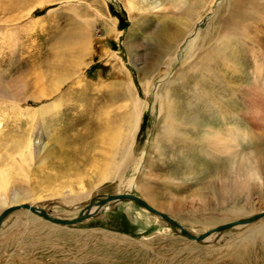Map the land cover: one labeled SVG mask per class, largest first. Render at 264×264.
<instances>
[{
  "label": "rangeland",
  "instance_id": "1",
  "mask_svg": "<svg viewBox=\"0 0 264 264\" xmlns=\"http://www.w3.org/2000/svg\"><path fill=\"white\" fill-rule=\"evenodd\" d=\"M9 1L14 0H0V34L6 28L12 31L15 23L24 31L15 37L20 44L11 46L15 54L9 50L0 54V89L25 90L32 96L43 89L45 94H52L41 100L29 97L14 107L11 101L0 99L1 146L6 140L9 145L13 136L33 124L40 146L26 172L21 174V168L14 165L6 188L0 186L6 202L0 204V213L26 203L54 217L73 219L98 198L115 193L120 178L129 177L135 181L130 194L197 236L264 210V0H208L197 27L201 34L209 35L204 41L202 35L198 38L191 58H187L189 38L185 39L191 28L183 21L189 5L196 7L200 0H187L181 10L164 0L165 8L154 12L150 5L159 0H145L134 11L126 8V0H15L23 4L8 13ZM245 14L249 16L244 18ZM5 32V39L14 38ZM213 33L228 34L227 39L224 37L227 43L224 38L218 42L226 43L220 45L224 55L217 60L219 67L211 58L219 51L214 48L216 40L207 39L214 38ZM178 40L177 59L171 62L168 59L174 50L163 56L160 48L164 41L173 44ZM206 60H211L215 71L211 76L222 71L223 78L214 85L220 83L223 91L214 99L220 97L227 110L213 119L212 108L217 102L211 99L212 107L207 96L215 94L213 88L204 93L206 100L199 113L201 118L207 117L208 126L219 127L224 136L237 140L235 147L225 138L221 141L229 150L211 148L207 142L213 137L205 144L202 136L192 137L186 131L195 122L186 117L193 114L186 105L202 102L188 95L195 92L193 95L199 97L194 80L203 73ZM130 84L140 99L141 110L132 139L135 160L122 166V175L115 173L117 176L102 180L103 171L98 172L96 166L101 163L104 170L106 156L115 151L119 161L122 153L117 150L119 146L106 145L100 139L111 142L114 138L109 135L120 133L115 139L119 138L120 144L126 140L121 136L132 122ZM147 84L151 88L148 93ZM165 88L171 91L170 114L174 115L168 124L167 108L163 110L153 101V92L159 89L163 94ZM27 109L35 114L32 118L31 114L29 118L18 115ZM229 126L233 130L228 132ZM235 127L245 129L248 136ZM1 146L0 154L4 151ZM239 163L258 168L251 177L247 175L244 187L234 184ZM97 205L100 212L71 225L11 211L0 223V264H264L261 234L230 229L206 242L203 237L194 241L178 235L171 223L132 200H121L109 209L101 207L104 203ZM260 220L264 222V217L245 224Z\"/></svg>",
  "mask_w": 264,
  "mask_h": 264
},
{
  "label": "bare ground",
  "instance_id": "2",
  "mask_svg": "<svg viewBox=\"0 0 264 264\" xmlns=\"http://www.w3.org/2000/svg\"><path fill=\"white\" fill-rule=\"evenodd\" d=\"M144 1L145 0H126V4H127V6H126V8L129 10V11H134V10H136V9H138V6L139 5H142V3H144ZM170 1V3H171V6L174 8V9H176V10H181V9H183L184 7H185V5L187 4V0H169ZM152 2V1H151ZM163 2H164V0H159V2H153L154 4H152V5H150V7H151V10H153V12L156 10V9H161V8H165V6L163 5ZM207 2H208V0H200L199 2H198V4H197V6L196 7H194L193 5V3H191V5H189V7L187 8V11H188V13H187V16H185L184 17V26H186V27H189V28H191V30H190V32L188 31L187 32V35H186V37H185V39H188L189 38V43H188V45H189V48H188V50H189V53H188V56H187V58H191L192 57V55L194 54V52H195V45H196V43H197V40H198V38L202 35V38L205 36V37H207V35H209V34H206L204 31H203V33L201 34V30H200V28L199 27H197V25H198V23H200L201 21H202V16H203V14L205 13V11H206V9H205V7H206V4H207ZM214 2V1H213ZM2 3V2H1ZM146 3V2H145ZM23 4V1H9L8 2V4H7V6H8V8H6L7 10H8V13H11V12H14L20 5H22ZM42 4H43V2H42ZM42 4H41V7H42ZM1 5H4V4H1ZM6 6V5H5ZM40 6V5H39ZM205 9V10H204ZM211 9V8H210ZM2 10V9H1ZM1 10H0V12H1ZM139 10V9H138ZM4 11H5V9H4ZM1 13H3V12H1ZM30 14H32V12H30ZM249 14V13H248ZM248 14H245L244 15V18L245 17H247V16H249ZM2 15V14H1ZM12 15V14H11ZM242 15V14H241ZM6 16V15H5ZM10 15H8L7 17H9ZM251 17V16H250ZM11 17H9V19H10ZM15 18V17H14ZM3 19H5V17L3 18ZM17 18H15V20H16ZM20 19H22V18H20ZM182 19V16L180 17V20ZM6 20V19H5ZM4 20V21H5ZM115 20V19H114ZM7 21V20H6ZM215 21V20H214ZM3 22V21H2ZM14 22H12L11 24H13ZM20 23V22H19ZM111 25L113 26L114 24H115V22L113 21V20H111ZM5 24V23H4ZM10 24V23H9ZM2 25V24H1ZM6 25V24H5ZM8 26V25H7ZM16 26H20V24H18V23H15V24H13L12 25V31H11V29L10 28H6V30H7V34L8 35H10L9 37H14L13 39H5L7 36L5 35L6 34V30H4V32H5V34H4V32H2V34H0V54H1V52H3V53H5V51L6 50H9L8 51V53H12L13 52V47H12V49H11V46L12 45H17L18 43L20 44V42H19V39L18 38H15L16 37V35H18L19 36V34H20V31L22 30V31H24V29H22V28H16ZM9 27V26H8ZM15 28V29H14ZM183 29V28H182ZM115 30V29H114ZM216 30V29H215ZM222 30H225L224 28L222 29ZM112 31V30H111ZM218 31V30H217ZM226 31V30H225ZM1 33V32H0ZM218 33H220V31H218ZM228 33V32H227ZM224 34L223 36H219V34L218 35H214V33H213V35L212 36H214V38H210V37H208L207 39L208 40H212V39H214V40H216V43L217 44H215L214 46V48H219V51H217V53H216V55H213V57H211L212 59H216V60H214L212 63H214L216 66H218L219 64H220V62H217V60H219V61H221V58H222V56H221V54L222 55H224V52L222 51V50H220V45L223 47V45H226V43H227V41L225 40V38L227 39V35L228 34ZM243 34V33H242ZM227 36V37H226ZM225 37V38H224ZM224 38V39H223ZM249 38V37H248ZM247 38V39H248ZM225 40V44H224V42L223 43H218L219 41H221V40ZM250 39V38H249ZM248 39V40H249ZM234 40V39H233ZM251 40V39H250ZM257 40V39H256ZM255 40V41H256ZM186 41V40H185ZM203 41H204V38H203ZM165 43H164V45H162V47L160 48L161 49V51H162V53H164L163 54V56L164 55H167V53H168V51L170 50V49H172V50H174L173 51V55H172V58H170V59H168V60H171V62H175V61H173V60H176L177 59V56H176V49H178L179 48V44H180V40H178V41H176L175 43H173V44H170V43H168L167 41H164ZM188 42V41H187ZM215 42V41H214ZM261 42V41H260ZM198 44V43H197ZM187 45V44H186ZM203 46V45H202ZM230 46V45H229ZM4 47V48H3ZM225 47V46H224ZM68 50V49H67ZM187 50V51H188ZM215 50V49H214ZM235 51H233V53H234ZM14 54H15V52H13ZM12 53V54H13ZM57 53V52H56ZM187 53V52H186ZM60 54H62L61 52L57 55V56H59ZM170 55H171V53H169ZM11 55V54H10ZM208 55V54H207ZM207 55H206V57H205V59L207 58ZM212 55V52H211V54L209 55V56H211ZM186 58V57H185ZM224 58V57H223ZM55 59H56V57H55ZM204 59V58H203ZM253 59V58H252ZM179 60V59H178ZM187 60V59H186ZM207 61V60H206ZM209 61V60H208ZM204 62V64H203V66H202V70H203V73H200L199 74V77H198V79H196V80H194V83H195V90H198V92H199V97H196V96H194L193 94H195L196 95V93L195 92H192L193 94H189L188 96L192 99V100H194V99H200L202 102H200V103H190L189 105H186L187 107L188 106H190L189 108L191 109V110H193V114L191 115L189 112V116H186V117H192V119H193V121H195V122H193V124L189 127V128H187L186 129V131H188V134H191L190 136H192V137H200V136H202V138H203V141H204V143L206 144V141H207V139H209L210 137H213L214 139H212L213 141H209V142H207V145L209 146V147H211V148H214V149H216V150H229V147L226 145V144H224V143H222L221 144V141L222 140H224V138H225V140H227L228 142H231V146H236L237 145V140H235V138L233 139V138H230L228 135L227 136H224V132L225 131H222V129L221 128H219V127H217L216 129H214L213 127H210V126H208L207 125V122H208V119H207V117H202L201 118V116H200V113H199V111H200V109H201V107H202V105L203 104H201V103H204V100H206L204 97H206V96H204V93H206L207 91H209V92H211L210 90L212 89L213 90V88L215 89L214 91H215V94L213 95V96H211V95H207V96H209L210 97V100L212 99V100H215L216 98H217V94H220L221 95V93H222V91L223 90H221V87L219 86V84L217 83V85H214V81H216L217 79H219L218 81H221L220 79L221 78H223V75H222V71H219L217 74H213V76H211L212 75V72L214 71V69H212L210 66V62H211V60H210V62ZM256 61V60H255ZM170 63V62H169ZM196 63V62H195ZM198 63V62H197ZM196 63V64H197ZM183 64V63H182ZM221 64H222V62H221ZM234 64V63H233ZM249 64V63H248ZM235 65H238V63L236 62V64ZM198 67V66H197ZM219 67V66H218ZM232 67H236V66H232ZM249 67V66H248ZM222 68V67H221ZM199 69V68H198ZM197 69V70H198ZM227 69V68H226ZM254 69H255V67H254ZM168 71H169V69H168ZM229 71V70H228ZM236 71V70H235ZM215 72V71H214ZM213 72V73H214ZM167 73V72H166ZM166 73L163 75L164 77L166 76ZM232 74H234V71H232L231 72ZM230 73V74H231ZM238 74H237V76H240L239 75V71L237 72ZM168 75H169V73H168ZM235 75V74H234ZM233 75V76H234ZM1 76H3V75H1ZM264 76V75H263ZM5 77V76H4ZM163 77V78H164ZM204 77H206V79H204ZM262 77V76H261ZM147 78V77H146ZM208 79L209 80H213V82L211 83V82H209L208 81ZM231 79V78H230ZM233 80V79H232ZM9 81V80H8ZM7 81V82H8ZM11 81V80H10ZM130 81V80H129ZM264 81V80H263ZM131 82V81H130ZM217 82V81H216ZM147 83V82H146ZM188 84V83H187ZM16 85H10V88H12L13 89V87H15ZM25 85H23V87H24ZM56 86H58V85H56ZM129 86V85H128ZM19 87V86H18ZM130 89H132V86H131V84H130ZM166 87H168V86H166ZM193 87H194V84H193ZM192 87V88H193ZM156 88V87H155ZM233 88V87H232ZM14 89H16V88H14ZM13 89V90H14ZM149 89H151L150 87H148V84H147V93L149 92ZM160 89V88H159ZM159 89H158V92H159ZM210 89V90H209ZM18 90H20V89H18ZM247 90V89H246ZM193 91H194V89H193ZM157 91L154 93L153 92V94H154V103L155 102H158L159 103V106L160 107H162V109L164 108V106L167 108L166 109V112H167V120H165L166 122H167V124L168 123H171L173 120H174V118H173V114H170V113H172V107H171V104H169V101L171 100L170 98H169V96H170V90L168 89V88H165L164 89V91H163V94H162V92L161 93H158ZM208 92V93H209ZM18 92L16 91V92H13V91H11V90H9V89H4V90H1L0 89V99L2 100V99H5V100H9V101H11V107H14V106H20V105H23L24 103H26L27 101H28V98L29 97H32L34 100H41L43 97H45V96H50L51 94H49V93H44V90L43 89H41L40 90V92L37 94V95H35V96H32V95H27L26 94V92H25V90H22V91H20L18 94H17ZM211 94V93H210ZM204 96V97H203ZM214 97H216L215 99H214ZM212 100L211 101H209L211 104H212V107H214V105H213V103H212ZM219 100H221V98L219 97L218 99H217V105H215L216 107H214V108H212L213 109V112L211 113V115L213 116V119H214V117L216 116V118L218 119V118H220V115L223 113V112H225L224 110H227V109H225L226 108V106L224 105H222L221 103H220V101ZM195 101V100H194ZM199 101V100H198ZM215 101H214V104H215ZM0 102H2V101H0ZM42 102V101H41ZM192 102V101H191ZM197 102V101H196ZM52 103V102H51ZM131 104L133 105L132 106V108H133V111H132V113H131V116H130V118L132 117V122H131V124L130 125H128L129 127H127V128H129V130L127 131V133L126 134H122V136L121 137H125V139L127 140V142H126V140L125 141H123L122 140V142H121V144H120V140H119V138L118 139H115V136H116V138L119 136L118 134H120V133H118V134H115V136L114 135H109L112 139L114 138V140H111V142H109V141H106V138H101L100 140L102 141V142H104V144H106V145H109V146H111V145H113V146H115L116 148H117V146H119L118 148H117V150L118 151H120L121 150V153H122V155L120 156V158H119V161H117V159L114 157V154L116 153L115 151L114 152H111L112 154H111V156L109 157V156H106L105 157V159L104 160H106V163H105V169L104 170H102V166L103 165H101V163L100 164H98L96 167H97V169H98V172H102V173H100V175H101V178H102V180H104V179H109V178H111V176L113 175V176H117V175H122V173L121 174H119L120 173V169L122 168V166L124 165V164H126L127 162H129V161H133V160H135V158L133 159V157H132V155H131V149H132V145H133V142H132V139H133V137H134V134H135V131H136V128H137V126H138V124H139V118H140V114H141V110H140V99L136 96V94L134 93V91H133V89H132V94H131ZM186 104V103H185ZM42 105H44V104H42ZM46 105V104H45ZM167 105V106H166ZM199 105H201V106H199ZM7 106V105H6ZM6 106H4V107H6ZM49 106V105H48ZM50 106H51V104H50ZM196 106V107H195ZM3 107V108H4ZM23 107V106H22ZM45 107H47V106H45ZM52 107V106H51ZM54 107V106H53ZM16 108V107H15ZM184 108V107H183ZM188 108V109H189ZM5 109V108H4ZM22 109V108H21ZM26 109V108H25ZM38 109H39V107H38ZM37 109V110H38ZM50 109V108H49ZM58 109V108H57ZM162 109H160V110H162ZM185 109H186V107H185ZM28 110V109H27ZM45 110V109H44ZM164 110V109H163ZM52 111V110H51ZM183 111H184V109H183ZM2 112V111H1ZM40 112V111H39ZM46 112V111H45ZM174 112H176V111H174ZM3 113V112H2ZM47 113V112H46ZM185 113V112H184ZM28 114H31V111H29L28 110V112L26 111V112H23V111H19L18 112V115L20 116H27L28 118H29V116H28ZM4 115V114H3ZM3 115H2V117H3ZM35 114H31V118L34 116ZM173 115V116H172ZM186 115V114H185ZM1 116V115H0ZM5 116V115H4ZM7 116H9V115H7ZM38 116V115H37ZM39 116H41V115H39ZM10 118V117H9ZM35 118H36V116H35ZM12 119V118H11ZM13 120V119H12ZM38 120V119H37ZM29 121V120H28ZM44 121V120H43ZM129 121H130V119H129ZM0 122H2L1 121V119H0ZM30 122V121H29ZM3 124V123H2ZM2 125H0V133L2 132V127H1ZM15 127V126H14ZM35 128V125L33 124V125H31L27 130H24L25 132H22V133H20V134H17V135H15L16 133L14 132V135L15 136H13V138L10 140V144L8 145L7 144V140H6V142H3V141H1V142H3L2 143V146L4 147V151L0 154V186H2V188H6V185L9 183V175H11L12 173V171L14 170V165H17L19 168H21V170H19L20 172H21V174H23V173H25L26 171L25 170H27V169H25V168H27V167H29L30 166V164H31V160L33 159V156H35V153H38V150L36 149L37 148V146L39 145V140H38V138H35L34 137V135H33V131H32V128ZM169 128H170V126H168ZM108 129V128H107ZM171 129V128H170ZM235 129H236V131L237 132H239V133H241V135H247L248 136V133L247 132H245L243 129H238V128H236L235 127ZM21 130V129H20ZM19 130V131H20ZM210 130V131H209ZM225 130V129H224ZM230 130H233V127L232 126H229V128H228V132L230 131ZM23 131V130H22ZM55 131V130H54ZM11 132H13V131H11ZM57 132V130L55 131V133ZM117 132H119V131H117ZM212 133V134H211ZM232 133V132H231ZM107 134H109V130H108V132H107ZM2 135V134H1ZM0 135V136H1ZM10 135H11V133H10ZM234 135V134H233ZM8 136V135H7ZM105 136V135H104ZM109 136H107V137H109ZM114 136V137H113ZM40 138V137H39ZM217 138H219V139H217ZM7 139V138H6ZM237 139V138H236ZM3 140H4V138H3ZM109 140V139H108ZM117 140H118V144L116 143L117 142ZM113 141V142H112ZM132 142V143H131ZM115 143H116V145H115ZM239 143V142H238ZM123 144L125 145L126 144V146L125 147H123ZM0 146H1V144H0ZM1 146V148H3ZM40 146H38V148H39ZM44 147H45V145H44ZM43 147V148H44ZM204 148V147H203ZM3 150V149H2ZM10 150V151H9ZM45 150V149H44ZM41 152V151H40ZM39 152V153H40ZM43 152H45V151H43ZM132 153H133V151H132ZM107 154V153H106ZM38 155V154H37ZM39 158V157H38ZM43 158V157H42ZM41 158V159H42ZM35 159H37V157L35 158ZM141 159H142V157H139L138 158V161H137V163L139 164L140 162H141ZM41 161V160H40ZM258 162V161H257ZM136 163V162H135ZM134 163V164H135ZM113 164V165H112ZM239 165V168L237 167V174H236V176L234 177V184H235V186L236 187H244V185L246 184V182H245V178L247 177V175L249 176V175H251V174H253V172H258L257 171V169H252V168H250V167H248L246 164L245 165H240V163L238 164ZM257 165H258V163H257ZM135 166V165H134ZM138 166V165H137ZM136 166V170L138 169V167ZM123 170V169H122ZM125 171V170H124ZM217 171V170H216ZM16 171H14L13 172V174L15 173ZM11 173V174H10ZM117 175H116V174ZM233 174V173H232ZM10 177H12V175L10 176ZM55 177V176H54ZM249 177H251V176H249ZM56 179V178H55ZM121 182L117 185V186H115L114 187V192L115 193H113V194H109V195H106V196H102L101 198H98V200L97 201H95L94 202V204L93 205H91L90 207H87V208H83V214H84V212H85V214H91V213H96L97 211H99V208H100V206L99 205H97V204H99V202L102 200L103 201V203H104V205L103 206H101L102 208H106V209H109L110 208V206H111V204H114V203H117V202H119V201H121V200H132V201H134V202H136L135 200H133V199H131V198H119L118 196L119 195H121V194H127V195H132V194H130L131 192V190H132V188L135 186V181H134V177L132 178V177H129L128 179H119ZM27 182V181H26ZM10 188V187H9ZM0 189H1V187H0ZM4 191V190H3ZM69 192V191H68ZM71 192V191H70ZM91 192V191H90ZM4 193V192H3ZM72 194H75V193H72ZM3 196H4V194H3ZM2 196V194L0 193V204L1 203H6L5 201H4V197ZM16 196V195H15ZM90 196V195H89ZM134 196V195H133ZM135 197H137V196H135ZM76 198V197H75ZM80 198V197H79ZM97 198V197H96ZM141 199V198H140ZM142 200V199H141ZM78 201H79V199H78ZM99 201V202H98ZM143 201V200H142ZM74 202H76V201H74ZM145 202V201H144ZM102 203V204H103ZM137 203V202H136ZM146 203V202H145ZM24 204H26V203H24ZM32 204H33V202H32ZM39 204V203H38ZM101 204V205H102ZM139 204V203H138ZM148 204V203H147ZM18 205V204H17ZM30 205V204H29ZM34 205V204H33ZM149 205V204H148ZM11 206V205H10ZM32 206V205H31ZM142 206V205H141ZM150 206V205H149ZM12 207V206H11ZM33 207H36V208H40V207H38V206H33ZM5 208V207H4ZM7 208V207H6ZM9 208V207H8ZM7 208V209H8ZM43 208V207H42ZM153 208V207H152ZM23 209H25V211L23 210ZM41 209V208H40ZM142 209H144V210H148L146 207H144V206H142ZM6 210V209H5ZM4 210V211H5ZM15 210V212L16 211H19V213L20 214H25V215H28L29 216V212L30 213H32L33 215H35V216H33L34 218L37 216V218L38 219H41L42 220V216L41 215H39V214H37V213H35V212H33L32 210H30V209H28V208H25V207H21V208H17V209H14ZM45 210V209H44ZM156 210V209H155ZM11 211H13V210H11ZM11 211H9L8 213H6L4 216H2L1 217V213L3 212H1L0 213V223H1V220L8 214V215H11ZM24 211V212H23ZM148 211H150V210H148ZM158 211V210H157ZM100 212V211H99ZM98 212V213H99ZM150 212H152V211H150ZM158 212H160V211H158ZM17 213V212H16ZM155 216H156V218H162L160 215H158V214H156V213H154V212H152ZM162 213V212H161ZM47 214L48 215H50V216H52V217H54V215L52 214V213H50V212H47ZM164 214V213H163ZM92 216V215H91ZM167 216V215H166ZM58 217V216H57ZM89 217V216H88ZM169 217V216H168ZM170 219H172L171 217H169ZM6 219V218H5ZM5 219H4V221H5ZM43 219H45V218H43ZM65 219V218H64ZM67 219V218H66ZM70 219H72V218H70ZM163 219V218H162ZM259 219V218H258ZM82 220H86L85 218L84 219H82ZM165 220V219H164ZM173 220V219H172ZM247 219H242V220H240L239 219V221H240V223L239 224H235V225H233V226H230V227H225V228H223L222 230H219L217 227H219V226H222V225H224V224H221V225H219V226H216V227H213V228H211L210 229V231H208V232H210L209 233V235H208V233H207V235L208 236H206V237H203V241L204 242H206L207 240H211L212 238H216V236L217 235H220L219 233H223V232H225V231H227V230H230V229H237L238 230V233H240V232H243V231H247V234H261V237L264 239V222H263V220H260V221H257V222H255V223H252V224H245V223H249V222H253V221H249V222H243V221H246ZM257 219H255V221H256ZM4 221H3V223H4ZM45 221H49V220H47V219H45ZM167 221V220H166ZM173 221H175V220H173ZM238 221V220H237ZM38 222V221H37ZM50 222H52V221H49V223ZM80 222V221H79ZM169 222V221H168ZM176 222V221H175ZM3 223H2V226H3ZM52 223H56V222H52ZM77 223V222H76ZM170 223V222H169ZM176 223H178V222H176ZM228 223H230V222H228ZM231 223H232V221H231ZM26 224V223H25ZM56 224H60V225H71V224H61V223H56ZM74 224V223H73ZM179 224V223H178ZM225 224H227V223H225ZM53 225V224H52ZM172 225V229L174 230V232H176L178 235H182L181 234V230L183 229L182 227H181V225L179 224V226L180 227H177V226H175V225H173V224H171ZM240 225V226H239ZM54 226V225H53ZM26 227V226H25ZM1 228V227H0ZM27 228V227H26ZM226 233V232H225ZM229 233V232H228ZM233 233V232H232ZM242 234V233H241ZM193 235V234H192ZM200 235V234H199ZM183 236V235H182ZM197 236V235H196ZM240 236V235H239ZM186 237V236H185ZM188 238H190V237H188ZM245 238V237H244ZM191 239V238H190ZM202 239V238H201ZM201 239H199V240H201ZM193 240V239H192ZM261 240V239H260ZM194 241H198V240H194ZM202 241V240H201ZM263 241V240H262ZM264 242V241H263Z\"/></svg>",
  "mask_w": 264,
  "mask_h": 264
},
{
  "label": "water",
  "instance_id": "3",
  "mask_svg": "<svg viewBox=\"0 0 264 264\" xmlns=\"http://www.w3.org/2000/svg\"><path fill=\"white\" fill-rule=\"evenodd\" d=\"M119 198H131L133 200H135L137 203H139L140 205L146 207L148 210L160 215L163 219L169 221L171 224L177 226V227H180L178 223H176L175 221H173L172 219H170L168 216H166L165 214L161 213V212H158L157 210H155L154 208H152L151 206H149L147 203H145L144 201H142L141 199H139L138 197H135L133 195H127V194H121L118 196ZM103 203V201L101 200L99 202V204L101 205ZM21 207H25V208H28L30 210H32L33 212L41 215L43 218L49 220V221H52V222H56V223H61V224H73V223H76V222H79L81 221L82 219L90 216L89 214H80L79 216L73 218V219H61V218H57V217H52L50 215H48L45 211H43L42 209L40 208H36V207H33L29 204H24V203H21V204H18V205H13L12 207H9L8 209H6L5 211H3L1 214V217L4 216L6 213H8L9 211L11 210H14V209H17V208H21ZM0 217V218H1ZM264 217V210L259 212V213H256L254 214L253 216H251L250 218H248L246 221H243V222H249V221H253L255 219H258V218H262ZM240 221H234L232 223H227V224H224L222 226H219L217 227L219 230H222L223 228H227V227H230V226H233L235 224H239ZM209 233V232H207ZM207 233H204L202 235H199V236H196V235H192L191 233H189L187 230L185 229H182L181 230V234L186 236V237H190L191 239L193 240H199L201 239L202 237H204L205 235H207Z\"/></svg>",
  "mask_w": 264,
  "mask_h": 264
}]
</instances>
